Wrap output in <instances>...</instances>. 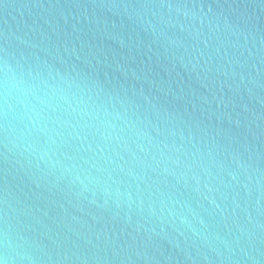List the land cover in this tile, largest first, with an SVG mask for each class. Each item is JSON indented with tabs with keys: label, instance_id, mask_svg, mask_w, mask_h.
Instances as JSON below:
<instances>
[{
	"label": "water",
	"instance_id": "water-1",
	"mask_svg": "<svg viewBox=\"0 0 264 264\" xmlns=\"http://www.w3.org/2000/svg\"><path fill=\"white\" fill-rule=\"evenodd\" d=\"M0 264H264V0H0Z\"/></svg>",
	"mask_w": 264,
	"mask_h": 264
}]
</instances>
